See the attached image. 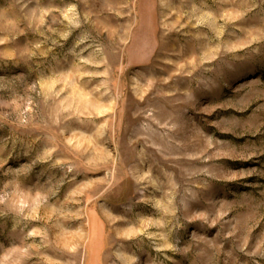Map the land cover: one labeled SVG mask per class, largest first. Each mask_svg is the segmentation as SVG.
<instances>
[{
	"label": "rangeland",
	"instance_id": "obj_1",
	"mask_svg": "<svg viewBox=\"0 0 264 264\" xmlns=\"http://www.w3.org/2000/svg\"><path fill=\"white\" fill-rule=\"evenodd\" d=\"M0 264H264V0H0Z\"/></svg>",
	"mask_w": 264,
	"mask_h": 264
}]
</instances>
